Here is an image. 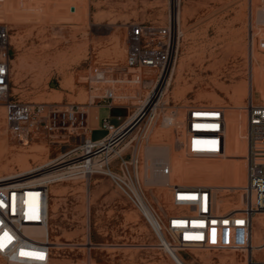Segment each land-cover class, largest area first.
<instances>
[{
	"label": "rangeland",
	"instance_id": "obj_1",
	"mask_svg": "<svg viewBox=\"0 0 264 264\" xmlns=\"http://www.w3.org/2000/svg\"><path fill=\"white\" fill-rule=\"evenodd\" d=\"M258 0H0V21L12 44L9 95L21 100L87 101L111 87L110 107L93 98L87 119L90 138L103 136L102 117L117 124L144 95L151 81L140 85L113 81L125 70L123 57L128 23H164L177 17L183 38L152 125L139 139L135 172L144 196L156 213L167 206V184H209L217 203L240 206L237 191L245 180L244 111L247 96L264 103V49L256 26L251 43L247 25ZM77 13L74 14V8ZM85 9L83 19L78 17ZM258 21V18H254ZM104 69L106 81H95L92 67ZM132 71V68H128ZM145 72V70H144ZM151 73V71H150ZM150 75H144L149 79ZM124 77V76H123ZM67 82V83H66ZM143 84L145 87H143ZM135 96L128 97L134 94ZM258 92L260 97L254 98ZM141 97V96H140ZM224 106V145L216 155L187 154L183 139L182 106L187 103ZM0 101V174L29 169L55 155L42 141L21 144L4 123ZM132 147L125 149L129 158ZM27 164L26 167H22ZM167 164L170 172L154 168ZM50 170V169H49ZM49 170H47L49 173ZM45 174V173H44ZM230 193V194H229ZM236 199V200H235ZM49 264H175L146 218L124 197L108 176L68 177L48 183ZM28 232L44 237L45 227ZM264 237V213L252 220L253 245ZM175 253L185 264H242L230 250L188 248ZM0 264L7 263L0 257Z\"/></svg>",
	"mask_w": 264,
	"mask_h": 264
},
{
	"label": "built area",
	"instance_id": "obj_2",
	"mask_svg": "<svg viewBox=\"0 0 264 264\" xmlns=\"http://www.w3.org/2000/svg\"><path fill=\"white\" fill-rule=\"evenodd\" d=\"M248 20L247 34L251 43L256 26L264 27V0H258ZM258 18L256 21L254 18ZM9 26L0 21V101L4 106L6 129L21 144L42 141L53 147L55 155L44 165L0 174V257L10 264H49L51 244L44 237L27 232L33 226L45 225L48 216V183L58 180L42 177L47 168L58 173L77 171L82 175L101 173L109 177L124 197L143 216L144 192L135 172V163L125 157L124 145L131 140L138 125L154 118L163 108L165 93L174 65L183 30L175 15L168 13L164 23L150 20L132 21L126 27L123 76L114 81L140 85L151 81L144 95H139L125 116L112 124L102 117L103 136L90 138L88 107L92 101L21 100L9 95L12 44ZM264 49V35L257 36ZM92 67V77L100 81L104 69ZM132 68V71H128ZM145 70V72H144ZM151 71V73H150ZM149 79L144 75H150ZM141 96V97H140ZM97 100L107 107L115 105L113 88L106 87ZM134 97V95L130 96ZM98 105V104H97ZM245 142V180L236 194L240 206L223 207L217 203L214 188L209 184L184 185L169 183L167 206L156 213L157 230L162 231L169 245L178 251L188 248L230 250L242 264H264V237L251 244L252 218L264 212V103L247 96L243 105ZM183 139L180 145L187 154L216 155L224 145V106L187 103L182 106ZM167 175V164L154 166ZM229 193V194H230ZM235 199V200H236ZM26 254V255H25ZM76 264V263H69ZM81 264H96L89 260Z\"/></svg>",
	"mask_w": 264,
	"mask_h": 264
},
{
	"label": "bare ground",
	"instance_id": "obj_3",
	"mask_svg": "<svg viewBox=\"0 0 264 264\" xmlns=\"http://www.w3.org/2000/svg\"><path fill=\"white\" fill-rule=\"evenodd\" d=\"M171 1H172V5H173L175 3V0H171ZM73 8H74V11H73L74 14L77 13V8L75 6H73ZM84 16H85V9L83 8L80 11V13L78 14V17L80 19H83ZM177 19H179L178 15H177ZM106 80H108V78L105 76V74H103L102 79L100 81H106ZM109 80H113L114 81V78H111ZM256 97H260V94L258 92L254 93V98H256ZM92 100H93V98H89V101H92ZM153 121H154V118H151L150 120H147L144 124L138 125L134 129V131L132 132L131 140L124 145L123 149L126 148V147H132V149H133L132 150V160H131L132 163H135V164L137 163V150H138V146H139V139L142 136H144V134H146V132L148 131V129L152 125ZM47 162L48 161L43 162L42 165H44ZM26 166H27V164H23L22 167L24 168ZM23 170H26V169H23ZM23 170H21V171H23ZM47 170H49V173H46V172H48ZM55 172H56L55 168L50 167V168L45 169L40 174L42 175V177H46V178H52V177H54V175L55 176H59L58 180L65 179V178H68V177L77 178V177H81V176H85L87 178L90 175H92V174H90V175H88V174L82 175L81 173H79L77 171H69V172L63 173V174L62 173L55 174ZM144 201H145L144 202V206H143L144 217L146 218L148 223L151 225V227L154 229V231H155V233H156V235H157V237L159 239L160 245L171 255V257L173 258L175 264H185L174 251V250H176V251H178V250L176 248L172 247L171 245H169V243H168L167 239L164 237L162 231L157 230V224H156L157 219H156V215H155V212H154V208L147 201L146 198H144ZM260 213H264V212H260ZM260 213H257V214H260ZM257 214H255L253 216L252 220L254 219V217ZM47 225H48V216H47V221H46L45 225H40V226L36 225V226L31 227V228L45 227L46 228L47 240H48ZM27 232H28V230H27ZM251 238H252V229H251Z\"/></svg>",
	"mask_w": 264,
	"mask_h": 264
},
{
	"label": "crops",
	"instance_id": "obj_4",
	"mask_svg": "<svg viewBox=\"0 0 264 264\" xmlns=\"http://www.w3.org/2000/svg\"><path fill=\"white\" fill-rule=\"evenodd\" d=\"M124 54H125V48H124ZM123 60H124V57H123ZM115 73H119L118 76H123V74H124V72H121V74H120V71H117V72L115 71ZM143 87H145L144 84H143ZM133 91H134V94H132V95L135 96V88H134ZM132 95H128V97H130V96H132ZM101 104H102V103H100V105H101ZM96 105H97V104H96ZM98 105H99V104H98ZM102 105H103V104H102ZM90 106H91V105H90ZM90 106H89V107H90ZM89 107H88V109H89ZM126 113H127V110H126Z\"/></svg>",
	"mask_w": 264,
	"mask_h": 264
},
{
	"label": "snow or ice",
	"instance_id": "obj_5",
	"mask_svg": "<svg viewBox=\"0 0 264 264\" xmlns=\"http://www.w3.org/2000/svg\"><path fill=\"white\" fill-rule=\"evenodd\" d=\"M26 255V254H25Z\"/></svg>",
	"mask_w": 264,
	"mask_h": 264
}]
</instances>
